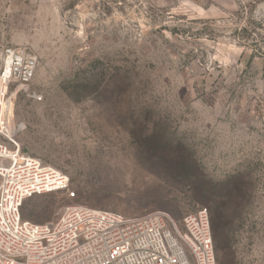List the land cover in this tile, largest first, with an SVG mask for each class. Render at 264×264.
Listing matches in <instances>:
<instances>
[{"label": "rangeland", "instance_id": "1", "mask_svg": "<svg viewBox=\"0 0 264 264\" xmlns=\"http://www.w3.org/2000/svg\"><path fill=\"white\" fill-rule=\"evenodd\" d=\"M0 41L39 56L22 148L77 192L23 219L207 207L217 264H264V0H0Z\"/></svg>", "mask_w": 264, "mask_h": 264}, {"label": "built area", "instance_id": "2", "mask_svg": "<svg viewBox=\"0 0 264 264\" xmlns=\"http://www.w3.org/2000/svg\"><path fill=\"white\" fill-rule=\"evenodd\" d=\"M39 56L26 45L0 41V264H217L210 211L183 217L166 210L140 216L64 206L55 221L23 219L24 201L37 194L77 197L72 179L25 151L15 102L29 91Z\"/></svg>", "mask_w": 264, "mask_h": 264}, {"label": "trees", "instance_id": "3", "mask_svg": "<svg viewBox=\"0 0 264 264\" xmlns=\"http://www.w3.org/2000/svg\"><path fill=\"white\" fill-rule=\"evenodd\" d=\"M216 217H218V216L215 215V218L213 220V227L215 226V229L213 231L215 232V235H216V231H217V228H216ZM211 223H212V220H211Z\"/></svg>", "mask_w": 264, "mask_h": 264}]
</instances>
